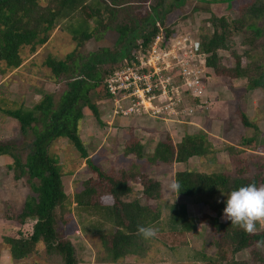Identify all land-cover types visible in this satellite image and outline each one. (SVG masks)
Instances as JSON below:
<instances>
[{"label":"trees","instance_id":"obj_1","mask_svg":"<svg viewBox=\"0 0 264 264\" xmlns=\"http://www.w3.org/2000/svg\"><path fill=\"white\" fill-rule=\"evenodd\" d=\"M184 1L155 0L153 4L140 6L128 14L116 0H0V62L4 67L17 68L21 63L20 48L29 46L32 50L34 46L44 44L48 33L60 20L67 22L65 30L76 43L74 49L62 59L46 56L43 61L53 79L65 82L64 89L56 98L51 92H44L29 108L20 104L0 108L4 115L17 123L22 142L26 143L24 141L28 139L27 149L24 150L21 149V142L0 140V156H7L11 160L6 165L7 169L12 172L14 180L24 178L30 191L21 206L16 210L8 207L4 217H11L9 220L20 225L26 220L33 222L30 233L25 236L10 232L2 237L11 261L26 258L40 242L47 253L59 257L61 264H77L72 244L54 227L56 210L61 212L60 221L67 223L69 204L58 162L48 152L51 143L57 139L67 140L84 159L88 169L89 176L74 189L71 202L77 209L90 212L106 222L105 230H98L105 262L118 264L117 260L135 255L143 248L145 239L137 234V228L152 226L159 220L160 211L136 198H124L131 192L129 183L134 182L141 186L145 200L158 199L159 182L141 172L123 169L106 171L101 168L87 157L77 134V124L82 117V107H86L98 119V111L91 97L107 99L103 86L105 77L138 42L146 47L157 32V25L165 35L170 34V28L164 25V18L170 9L180 8ZM119 13L123 16L122 21L114 22ZM110 21L113 22L111 27L107 23ZM207 22L211 26L210 33L201 38L195 35L205 53V65L210 73L230 80L245 76L241 74L244 68L239 56L232 55L233 66L228 68L220 63L217 51L226 48L227 38L238 29L251 31L255 38L264 36V0H251L238 5L235 20L227 21L223 16L211 13ZM109 27L116 32L112 48L100 47L81 53L80 48L85 41L94 37L98 30ZM258 69L247 85L248 88L260 87L264 90V69ZM237 115L240 124L250 127L255 134L256 127L245 115L240 112ZM168 137L166 134L161 136L151 153L144 156L140 139L128 130L123 153L132 154L138 160L145 158L148 163H185L191 157H207L209 163L216 161V149L208 138L207 130L184 133L175 143ZM253 139L243 138L239 147L226 145L223 151L227 165L221 171L184 169L173 173L172 182H178L180 190L178 193L174 191L176 201L168 206L167 225L171 230L189 232L193 229L194 223L187 215L186 201L188 198H200L212 212L201 214L200 222L206 225L211 235H217L218 239L226 242L231 254L253 244L264 243V226L249 234L232 226L231 221L225 218L220 220L226 199L223 193L253 182L257 186L264 184V156L247 153L241 146L248 145L252 150ZM104 199L107 200L103 202ZM200 257L204 264H247L232 257L225 259L223 255L201 254Z\"/></svg>","mask_w":264,"mask_h":264},{"label":"rangeland","instance_id":"obj_2","mask_svg":"<svg viewBox=\"0 0 264 264\" xmlns=\"http://www.w3.org/2000/svg\"><path fill=\"white\" fill-rule=\"evenodd\" d=\"M248 1L251 0H218L216 2H211V0H185L180 8L170 9L164 18V25L168 28H178L183 32H194L201 38L211 31V26L207 22L211 13L215 16H223L227 21L235 20L238 5ZM154 2L155 0H116V3L128 14L140 6L146 7ZM122 18V14L119 13L113 21H122ZM66 23L65 20H60L50 30L44 44L36 45L32 50L29 46L21 47L19 50L21 63L17 68H6L0 62V108L17 104L29 108L44 92H51L55 98L61 93L65 87V82L61 79H53L50 70L44 65L43 61L46 56L62 59L66 53L74 49L76 43L65 30ZM107 23L111 27L113 22ZM110 27L95 32L94 37L83 43L80 48L81 53L95 51L100 47L112 48L116 32ZM226 44L225 49L217 51L220 63L223 66L232 68V55L239 56L241 67L244 68L241 74L246 77L242 76L230 80L213 76L215 89L211 91L210 95H213L212 93L217 89L219 90L216 91L218 98L226 91L231 94L230 100L227 99L226 102V113L228 112L225 117L226 125L233 127L234 124H237L240 127L238 115H236V112L234 113L236 106L233 103L238 102L241 97L245 96V93L254 89L257 91L253 94L255 98H258L260 103L264 102V90L260 87L248 88L247 85L250 78L259 70L258 68L264 69V67H261L264 66V36L255 38L251 31L238 29L227 38ZM213 74L214 72H212ZM91 101L96 105L98 119L86 107H82V117L77 124V134L86 150L87 157L106 171L109 169L116 171L123 169L144 173L147 177L158 181L160 186L158 199L145 200L141 194V186L134 182L129 183L131 192L124 199L136 198L141 203L146 202L150 206L157 207L160 211V218L151 226L157 229L156 235L153 238L145 239L143 248L135 255H128L117 260L118 264H204L200 257L201 254L223 255L225 259L232 257L237 260H244L247 264H264V243L253 244L231 254L226 242L218 239L217 235H211L208 232L206 225L200 222L199 216L204 213L212 214V212L209 211L207 204L202 202L200 198H196V200L188 198L186 201L187 215L192 218L194 223L191 231L178 232L171 230L167 225L168 206L176 201L174 191L169 190L173 173L184 169L200 172L223 170L227 165L223 148L227 144L218 143L217 140L209 138L216 149V158H219L217 160L218 164L216 162V164L209 163L207 157L204 159L191 157L185 163H148L145 162V158L138 160L132 154L123 153L126 133L128 130L132 134L135 133L143 146L144 156H147L151 153L157 138L150 134H155L153 130L150 129L149 134H145L143 130L147 128L144 126H148L153 120L142 116L141 118H134L133 122L126 123L123 121L120 123L121 118L114 117L108 124L106 122L110 118V102L103 97L96 98L93 95ZM212 101L213 99L204 103L201 112L195 117L200 122L199 128L172 124L173 127H167V132L162 133V135L158 134V137L160 138L166 134L171 142L175 143L188 131L203 130L209 118L207 110L212 105ZM218 112L220 111L218 110L215 114ZM153 122L159 123L158 126L160 124L164 126L158 120ZM133 125L135 128L137 127V130L139 129V134L135 128L131 127ZM205 127L207 130V126ZM239 130H243L244 133L248 131L244 128H239ZM249 131L254 134L253 129L250 128ZM21 138L23 137L18 130L17 123L0 111V140L23 143ZM26 141L28 142V139H25L24 142ZM27 142L22 144L21 149H27ZM48 152L58 162L63 190L69 201L66 224L60 221L61 212L59 210L55 211L54 227L56 232L72 244L77 264H111L105 262L98 238V230L99 228L105 230L107 227L106 222L99 220L96 215L90 212L77 209L75 204L71 202L74 189L78 188L80 182L89 176L84 159L65 139L53 141L48 148ZM10 161L7 156L0 158V264H61L59 257L56 254L47 253L40 242L35 245L34 251L26 258L17 262L9 259L8 251L1 241L2 237L10 232H19L25 236L30 233L33 223L31 220H26L24 224L20 225L14 220H9L11 217L6 216L7 219L4 217V212L8 207L16 210L21 206L24 197L30 194L24 178L13 179L12 172L6 167ZM106 200L104 199L103 202ZM222 219L223 217L220 218V220ZM260 229L261 227L257 223L256 230Z\"/></svg>","mask_w":264,"mask_h":264},{"label":"built area","instance_id":"obj_3","mask_svg":"<svg viewBox=\"0 0 264 264\" xmlns=\"http://www.w3.org/2000/svg\"><path fill=\"white\" fill-rule=\"evenodd\" d=\"M157 32L146 47L138 42L104 79L110 119L141 118L165 127L193 125L214 80L194 32Z\"/></svg>","mask_w":264,"mask_h":264},{"label":"crops","instance_id":"obj_4","mask_svg":"<svg viewBox=\"0 0 264 264\" xmlns=\"http://www.w3.org/2000/svg\"><path fill=\"white\" fill-rule=\"evenodd\" d=\"M214 83H215V80H213V82H212L213 85L209 88L210 91L209 92L207 91V96H208L209 100L213 99L212 105L209 108L210 110L208 109L209 112L207 110V114H208L209 118L206 122L207 124L205 125V126H207L208 138L215 139V140H217L218 143H224L227 145H233V146L239 147L238 144H239L240 140H242L243 138H250L251 137V138H254L252 143H251L253 146V148H251L252 150H250L248 148V145L242 144L241 145L242 148L247 153L251 152V153H254L257 155H263L264 156V102L262 101L260 103L258 98H255V96L253 95L257 91H255V89L249 90L247 93H245V96L241 97L238 100V102L233 103L236 106L234 113L235 112L236 113H238V112L243 113L245 115L246 119L256 127L255 134H251L249 131L250 127H244L241 124H240V127L237 124H234L233 127L226 125L225 117L228 115V112L226 113V111H227L226 102H227V99L230 100L231 94L228 91H226L228 95L225 92V94L223 93V95L218 98L217 92L219 90L217 89L216 90L217 92L215 91L214 93H212L213 95H210L211 91H213L215 89ZM228 86H229V84H228ZM218 110L220 112L215 114ZM210 117H212V118H210ZM194 119H195V117H194ZM194 119H193L194 124L193 125H186V127H197V128H199L200 122L198 120H196V119L194 120ZM132 120L133 119H131V118H129V119L121 118L120 123H122L123 121L126 123L133 122ZM111 121L112 120L110 118H108L106 123L109 124ZM138 121H140V120H138ZM153 121H151V124L149 123L148 126H144V127H147L146 128L147 130L144 129L143 132L145 134H149L151 132L150 129L153 130L155 132V134H152V133H150V134L154 135V138H157V139H155V142H156L159 139L158 134L162 135V133H166L167 127H164L161 124H160V126H158L157 124H159V123L153 122ZM205 126H204L203 130H206ZM131 127L135 128L134 125ZM136 128H135V130H137ZM156 128H157V130H156ZM239 128H244V129H247L248 131L246 133H244L243 130L241 131V130H239ZM138 132H139V129L137 130V133ZM194 132H196V131H193V132L188 131L186 133H194ZM133 134L135 135V133H133ZM231 135H233V137H231ZM178 140L179 139H177L176 142ZM1 157L3 158L5 156H0V158ZM216 157H217V155H216ZM218 159L216 158V161H215L216 163H217ZM226 162H227V157L225 159V163ZM214 163H212V164H214ZM226 164H223V165H226ZM260 227H261V225H260ZM6 250H7V248H6Z\"/></svg>","mask_w":264,"mask_h":264},{"label":"clouds","instance_id":"obj_5","mask_svg":"<svg viewBox=\"0 0 264 264\" xmlns=\"http://www.w3.org/2000/svg\"><path fill=\"white\" fill-rule=\"evenodd\" d=\"M169 190L178 193L180 184L173 181ZM223 195L226 197L223 218L231 221L232 226H237L249 234L256 231L257 223L264 226V184L257 186L255 182L249 183ZM156 233L157 229L151 226L137 228V234L144 239L153 238Z\"/></svg>","mask_w":264,"mask_h":264}]
</instances>
